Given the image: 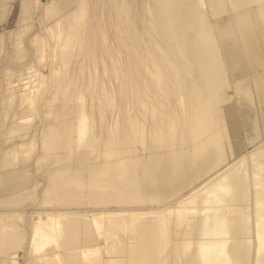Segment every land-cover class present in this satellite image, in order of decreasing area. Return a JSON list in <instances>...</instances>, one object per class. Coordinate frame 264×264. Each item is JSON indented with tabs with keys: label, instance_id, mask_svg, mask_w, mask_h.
I'll use <instances>...</instances> for the list:
<instances>
[{
	"label": "bare ground",
	"instance_id": "1",
	"mask_svg": "<svg viewBox=\"0 0 264 264\" xmlns=\"http://www.w3.org/2000/svg\"><path fill=\"white\" fill-rule=\"evenodd\" d=\"M46 4L50 52L57 55V42L68 37L66 48L76 53L41 64L51 71L43 75L49 90L42 111L58 94L56 120L22 129L0 151V264H264V0H112L116 13L98 24L92 18L101 12L80 18L69 0ZM79 19L89 21L84 30ZM12 35L15 46L19 34ZM106 42L109 60L101 51ZM84 46L96 51L78 61ZM120 46L125 51L115 56ZM90 60L113 76L79 65ZM33 63L5 67L18 78ZM105 77L117 83L115 98L107 86L97 92ZM81 115L94 121V147L77 139ZM49 126L53 139L45 136ZM41 134L31 162L4 169L11 152ZM44 164L68 174L35 179L32 188ZM29 191L37 192L35 203H19L18 194ZM61 219L69 236L58 251L40 241Z\"/></svg>",
	"mask_w": 264,
	"mask_h": 264
},
{
	"label": "rangeland",
	"instance_id": "2",
	"mask_svg": "<svg viewBox=\"0 0 264 264\" xmlns=\"http://www.w3.org/2000/svg\"><path fill=\"white\" fill-rule=\"evenodd\" d=\"M48 0H0V151L3 149H7L11 146L12 142L11 139L13 136L24 132L25 130L30 129H40L42 125L44 126L46 121L52 123L56 120L55 112L52 109V105L61 98L55 97V100L50 102V110L48 112L42 111V106L46 105L45 97L49 90V85H46V79L43 77L44 74L50 73L51 71L48 70L47 67H41V64H45L50 62L54 57L64 58V60L69 59L73 54L76 53V49L74 47H67L69 43L68 37H63L57 42V46L62 48L59 53L56 55L51 53L52 42L50 41L54 30L48 26L50 21L47 18H44L45 7ZM97 1L99 4H97ZM104 1V4L100 3V0H69V4L71 8H74L75 16H80L84 12L86 13H96L101 12V17L99 15H95L92 18V23L94 21L95 24H98L105 15H111L112 12L116 13L115 6H111L112 0H101ZM85 2L94 3L92 7L85 8ZM109 4L108 6L106 4ZM54 5V4H53ZM18 8V9H17ZM89 21H85V19H79L77 22V26L79 28L85 29L88 26ZM105 29H108V32H112L113 26L110 23L103 24ZM108 32L104 30L100 37L104 41L108 39ZM13 33L19 34L18 36V43L14 46L12 45L13 42ZM16 36H14L15 38ZM79 40L82 41L84 38V32L79 35ZM11 39V40H10ZM16 40V38H15ZM100 42V41H99ZM143 44V43H142ZM94 46V45H93ZM107 46L108 42L102 47L101 51L103 50L104 54L103 59H108L107 54ZM138 46V45H137ZM86 49V54L80 53L81 50ZM94 47L86 46L81 47L78 49V57L77 60L80 61V58L83 61L84 57H90V54L93 53ZM125 51V48H121V46L116 50L115 56L122 55ZM157 53L160 57L166 61H168V55L162 51L157 50ZM54 55V57H52ZM105 56V57H104ZM36 57V58H35ZM137 57V55H135ZM36 59V60H33ZM105 59V60H106ZM34 67L32 71L28 70L27 73L21 74L18 78L17 75L11 78L10 76L13 74H9L7 68L5 67L6 64H10L14 67L15 70H20L25 64L29 62H34ZM165 61V62H166ZM170 67H174L173 63H166ZM47 65V64H46ZM66 61H64V66L62 64V76L66 72L65 70ZM81 67L85 68L89 72L93 71H103L104 74H109V76H113L110 73L107 65L104 62H99L97 60L89 61L86 64L82 62ZM4 68V69H3ZM7 70V72H6ZM156 69H152L155 71ZM169 73L172 76V79L175 80V70L169 69ZM9 76H7V74ZM11 73V72H10ZM6 74V75H4ZM17 78V79H15ZM15 79V80H14ZM110 77H105L97 81V92L99 91L102 95H104L105 86L109 87L111 90L113 97L115 98L119 94V88L117 83L113 85L110 84ZM50 81V80H49ZM83 81H88L87 76L83 78ZM77 84V82L75 83ZM134 84L131 85V88H134ZM62 84L59 83L56 85L57 89H61ZM56 89V91H57ZM74 89V88H73ZM85 87H79L76 89V92H81V95L84 93ZM55 92V90H54ZM53 92V93H54ZM118 93V94H117ZM153 95V94H152ZM155 96V95H154ZM81 97H78V103L81 102ZM103 103L108 102V97H101ZM19 104V109H15V106ZM53 110V111H52ZM130 117V113H129ZM17 118V120H15ZM96 121H102V118L96 113ZM143 121H146L145 118H141ZM112 121L115 123V128H117V120L113 118ZM78 123V128L76 129L77 139L81 144H84L88 147H94L97 145L98 138L96 136V127L94 125V121L90 117L78 116L76 119ZM13 127H16L15 133H10ZM30 129H26V128ZM25 129V130H22ZM40 131V130H39ZM50 132V133H49ZM49 132L45 134L49 138L53 139L56 135V130L49 126ZM44 135V134H43ZM43 135H40V138H32L28 140V143L20 150L13 151L8 155L9 157L6 159V165L4 169H12V165L17 166L20 163H28L31 162L35 156L38 154V144L41 143V138ZM9 140V141H5ZM2 142H4L2 144ZM62 169V165L60 164H44L38 165L37 170L33 174V178L30 180L29 185H32L33 182L35 183V179L40 180H47V179H62V175H67L68 171L65 170V173L62 174L60 172ZM34 186L32 185V188ZM31 188V189H32ZM1 189V188H0ZM30 192V191H29ZM18 194L20 198L17 199L19 203H30L34 204L37 200V192L34 191L30 193ZM35 195V197H34ZM35 198V199H33ZM33 199V202H32ZM10 200V199H8ZM35 200V201H34ZM5 206L0 199V207ZM62 221V222H61ZM58 226L52 230H54L56 234L53 236V231L51 230L48 232L47 237H43L40 241L42 244L47 243L49 240L56 244L57 250L60 251L62 249L61 245L65 238H68L69 235L67 231H64L61 227L63 223L65 224L67 221L65 219H61ZM26 227L28 228V232H30V220L25 219ZM59 227V228H58ZM53 238H48V237ZM21 253L24 256L28 254V244H26L25 250ZM64 260V257H62ZM65 264V260L63 261Z\"/></svg>",
	"mask_w": 264,
	"mask_h": 264
}]
</instances>
